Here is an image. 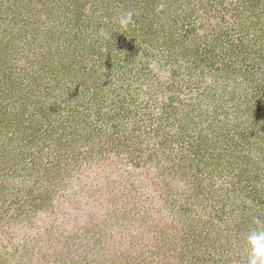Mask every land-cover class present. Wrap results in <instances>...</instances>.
Wrapping results in <instances>:
<instances>
[{
  "label": "rangeland",
  "instance_id": "rangeland-1",
  "mask_svg": "<svg viewBox=\"0 0 264 264\" xmlns=\"http://www.w3.org/2000/svg\"><path fill=\"white\" fill-rule=\"evenodd\" d=\"M252 230L264 0H0V264H248Z\"/></svg>",
  "mask_w": 264,
  "mask_h": 264
},
{
  "label": "clouds",
  "instance_id": "clouds-1",
  "mask_svg": "<svg viewBox=\"0 0 264 264\" xmlns=\"http://www.w3.org/2000/svg\"><path fill=\"white\" fill-rule=\"evenodd\" d=\"M132 21V13L129 12L120 19L122 26H127ZM250 248L248 264H264V230H252L247 236Z\"/></svg>",
  "mask_w": 264,
  "mask_h": 264
}]
</instances>
